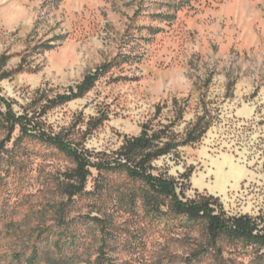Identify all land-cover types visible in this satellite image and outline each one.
Instances as JSON below:
<instances>
[{
	"label": "rangeland",
	"instance_id": "rangeland-1",
	"mask_svg": "<svg viewBox=\"0 0 264 264\" xmlns=\"http://www.w3.org/2000/svg\"><path fill=\"white\" fill-rule=\"evenodd\" d=\"M110 63L82 98L47 111L44 130L78 149L112 150L145 124L175 121L180 107L179 132L208 111L203 139L156 161L155 173L183 183L186 199L213 195L261 224L264 0H0V94L17 112H42L44 96L69 94ZM18 135L0 161V264H94L99 255L108 264H264V248L217 250L203 229L156 223L108 196L109 207L85 195L69 202L73 161L38 142L14 145ZM95 183L129 185L94 171L88 189ZM63 230L77 249L54 251Z\"/></svg>",
	"mask_w": 264,
	"mask_h": 264
},
{
	"label": "trees",
	"instance_id": "trees-1",
	"mask_svg": "<svg viewBox=\"0 0 264 264\" xmlns=\"http://www.w3.org/2000/svg\"><path fill=\"white\" fill-rule=\"evenodd\" d=\"M112 68L111 63L101 66L94 74L87 75L69 94L57 95L55 98L44 96L47 106L40 113L37 109L31 110L32 106L17 112L13 104L0 94V121L6 131V138L0 142V161L3 154L8 152L6 144L12 142L14 134L19 131L13 141L14 145H22L25 141L38 142L48 150H56L73 161L75 168L65 174L66 184L63 186V193L71 203L85 195L92 199L93 204L90 205L96 207H109V201L128 211L138 207L156 223H172L180 229H203L208 243L217 250L221 249L222 244L233 248H264V221L260 224L248 215H230L224 210L220 199L213 195L186 199L183 183L174 177L155 173L156 161L177 154L181 148L195 145L203 139L213 123L208 111L190 123L184 132H179L176 130V122L183 119L184 110L180 107L175 121L157 126L145 124L138 136H126L122 145L112 150L78 149L61 135L48 134L44 130L42 118L49 109L82 98ZM94 171L99 175L123 176L129 185L116 188L95 183L93 190H89ZM185 177L183 174L182 178ZM50 244L54 251L61 253L78 248L77 236L69 234L67 230L60 232ZM34 251L31 260L38 255V250ZM32 263L35 261L32 260ZM108 263L104 255H99L94 262Z\"/></svg>",
	"mask_w": 264,
	"mask_h": 264
}]
</instances>
